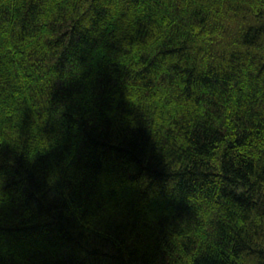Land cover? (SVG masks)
Listing matches in <instances>:
<instances>
[{"label": "trees", "instance_id": "1", "mask_svg": "<svg viewBox=\"0 0 264 264\" xmlns=\"http://www.w3.org/2000/svg\"><path fill=\"white\" fill-rule=\"evenodd\" d=\"M0 264H264V0H0Z\"/></svg>", "mask_w": 264, "mask_h": 264}]
</instances>
